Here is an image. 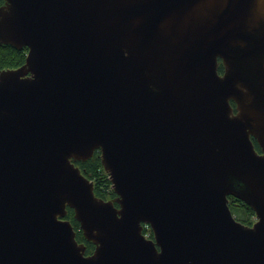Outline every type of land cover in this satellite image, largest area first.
<instances>
[{"label": "water", "instance_id": "water-1", "mask_svg": "<svg viewBox=\"0 0 264 264\" xmlns=\"http://www.w3.org/2000/svg\"><path fill=\"white\" fill-rule=\"evenodd\" d=\"M0 43V264H264V0H6Z\"/></svg>", "mask_w": 264, "mask_h": 264}, {"label": "trees", "instance_id": "trees-1", "mask_svg": "<svg viewBox=\"0 0 264 264\" xmlns=\"http://www.w3.org/2000/svg\"><path fill=\"white\" fill-rule=\"evenodd\" d=\"M26 52L27 48H17L14 45H11L10 43H0V68H8V67H18L24 61L26 60ZM219 71L222 72L223 65H219ZM233 105H235L234 101H232ZM253 138V137H252ZM256 148L260 151V145L256 138H253ZM98 150L95 151L94 155L91 156L88 160L82 161L77 160L75 161L76 165H78L82 172L92 179L95 184V193L102 197L107 198V196H113L115 195L114 189L111 187L112 182L109 178V174L105 170L101 157L98 156ZM229 205L234 213L241 212L243 213V218H239L241 221L246 222L247 224H252L255 222L256 213L254 209L245 203L243 200L237 198L234 195H229ZM68 213L66 215V218L71 220L76 232H77V240L81 239L82 241H85L87 245V251H91L94 248V244L92 241L86 240L83 231L80 230V222L76 220L74 217V210L72 207H68ZM143 232L145 234L149 233V236H153V230L148 224H144Z\"/></svg>", "mask_w": 264, "mask_h": 264}, {"label": "flooded vegetation", "instance_id": "flooded-vegetation-1", "mask_svg": "<svg viewBox=\"0 0 264 264\" xmlns=\"http://www.w3.org/2000/svg\"><path fill=\"white\" fill-rule=\"evenodd\" d=\"M6 0H0V5H3V3L5 2ZM24 47H26L27 48V52H26V57H27V53L29 52V47H27V45L26 46H24ZM23 48V47H22ZM222 60L220 59V62H221ZM25 62V61H24ZM23 64V63H22ZM21 64V65H22ZM20 66V65H19ZM8 68H11V67H8ZM13 68H16V67H13ZM0 69H5V68H0ZM235 106H236V104H235ZM98 154L100 155V149H98ZM116 195V194H115ZM115 195H113V196H107V198L106 199H110V198H112V197H114ZM81 230V229H80ZM148 237H150V236H148ZM78 238V237H77ZM78 241H80V242H85V241H82L81 239H78ZM86 243V242H85ZM88 245V244H87ZM95 249V245H94V248L92 249V250H94ZM92 250L91 251H87L86 250V254H90L91 252H92Z\"/></svg>", "mask_w": 264, "mask_h": 264}, {"label": "rangeland", "instance_id": "rangeland-1", "mask_svg": "<svg viewBox=\"0 0 264 264\" xmlns=\"http://www.w3.org/2000/svg\"><path fill=\"white\" fill-rule=\"evenodd\" d=\"M220 64H222L223 65V62L221 61L220 62ZM219 66V65H218ZM220 67V66H219ZM222 72H224V65H223V70H222ZM100 153H101V151H100ZM99 156V155H98ZM116 194V193H115ZM117 195V194H116ZM115 195V196H116ZM113 198V197H112ZM112 198H110V199H112ZM234 213V212H233ZM234 215L239 219V218H243L242 216H243V213H241V212H236V213H234ZM256 219H257V217L255 218V221H256ZM240 220V219H239ZM246 223V222H245ZM247 224V223H246ZM253 224V223H252ZM76 237H77V235H76ZM86 238V237H85ZM87 240V239H86ZM89 241V240H88ZM80 242V241H79ZM85 243V242H84ZM86 244V243H85ZM94 244V243H93ZM87 245V244H86ZM95 245V244H94Z\"/></svg>", "mask_w": 264, "mask_h": 264}]
</instances>
